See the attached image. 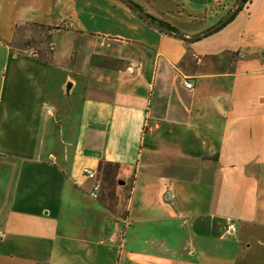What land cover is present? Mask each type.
<instances>
[{
	"label": "crops",
	"instance_id": "obj_1",
	"mask_svg": "<svg viewBox=\"0 0 264 264\" xmlns=\"http://www.w3.org/2000/svg\"><path fill=\"white\" fill-rule=\"evenodd\" d=\"M131 1L186 36L239 2ZM0 233V264H264V0L194 41L0 0Z\"/></svg>",
	"mask_w": 264,
	"mask_h": 264
},
{
	"label": "water",
	"instance_id": "obj_2",
	"mask_svg": "<svg viewBox=\"0 0 264 264\" xmlns=\"http://www.w3.org/2000/svg\"><path fill=\"white\" fill-rule=\"evenodd\" d=\"M125 4H127V6H129L131 9H133L141 18H143L144 20H146L147 23L155 26V27H158L159 25L153 21H151L150 19L147 18V16L145 15V13L139 8L137 7L131 0H122ZM241 1L242 0H239L238 2V5L237 7L235 8V10H233L230 15H233L235 14L238 9L240 8L241 6ZM227 20V18L223 19V21H221L219 24L213 26L212 28L208 29L207 31L201 33V34H198V35H195V36H186L180 32H177V31H172L166 27H161L162 29L166 30L167 32H170L182 39H185V40H189V41H194V40H198V39H201L203 37H206L212 33H214L225 21Z\"/></svg>",
	"mask_w": 264,
	"mask_h": 264
},
{
	"label": "built area",
	"instance_id": "obj_3",
	"mask_svg": "<svg viewBox=\"0 0 264 264\" xmlns=\"http://www.w3.org/2000/svg\"><path fill=\"white\" fill-rule=\"evenodd\" d=\"M26 55L29 56V57L34 58V57L37 55V52H36V50H34V49L27 48ZM135 68H136V65H135V64H131V65L129 66V68H128V71H129L130 73H133L134 70H135ZM184 85H185V87L188 88V89H191V88H192V83L189 82V81H185ZM93 174H94V173H93L91 170H89V169H85V175L92 177ZM97 191H98V187H95V188H94V191H93V193H92V196H93L94 198H96L97 195H98V194H97ZM166 198H167V200H169V201H171V200L174 199V195H173L171 189H168V191H167V193H166ZM227 231L230 232V233H235V231H236L235 224H234V223H230V224L228 225V227H227ZM2 237H3V235L0 233V240L2 239Z\"/></svg>",
	"mask_w": 264,
	"mask_h": 264
},
{
	"label": "trees",
	"instance_id": "obj_4",
	"mask_svg": "<svg viewBox=\"0 0 264 264\" xmlns=\"http://www.w3.org/2000/svg\"><path fill=\"white\" fill-rule=\"evenodd\" d=\"M250 0H242L241 1V6H240V8L238 9V11H240L248 2H249ZM138 7V6H137ZM140 8V7H139ZM141 9V8H140ZM133 10V9H132ZM134 11V10H133ZM143 11V10H142ZM237 11V12H238ZM237 12L235 13V14H233V15H228L226 18H227V20L215 31V32H217V31H219L221 28H223L224 26H226L228 23H230L234 18H235V16H236V14H237ZM145 15L147 16V18L148 19H150L151 21H153V22H155V23H157L159 26L158 27H155V28H157L158 30H160L161 32H163V33H166V34H172V33H170V32H167L166 30H164V29H162L161 27L163 26V27H166V28H168V29H170V30H172V31H177V32H179V30L178 29H176L175 27H173V26H171L170 24H167V23H165V22H163V21H161V20H158L157 18H155V17H153V16H151V15H149V14H146L145 13ZM139 16V15H138ZM139 18L141 19V20H143V21H145L146 22V20H144L143 18H141L140 16H139ZM223 21V20H222ZM149 24V23H148ZM150 26H153V25H151V24H149ZM172 35H174V34H172ZM174 36H176V35H174ZM178 37V36H177ZM180 38V37H179ZM182 39V38H181Z\"/></svg>",
	"mask_w": 264,
	"mask_h": 264
},
{
	"label": "rangeland",
	"instance_id": "obj_5",
	"mask_svg": "<svg viewBox=\"0 0 264 264\" xmlns=\"http://www.w3.org/2000/svg\"><path fill=\"white\" fill-rule=\"evenodd\" d=\"M149 216H152V214L151 213H149ZM184 254H185V256H187L186 254L188 253L187 251L186 252H183ZM232 256V254H230L229 252H228V256L227 257H231ZM196 264H199V262H198V259H196Z\"/></svg>",
	"mask_w": 264,
	"mask_h": 264
}]
</instances>
